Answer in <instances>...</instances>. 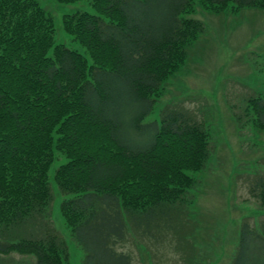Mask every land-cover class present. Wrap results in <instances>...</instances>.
I'll return each mask as SVG.
<instances>
[{"label":"trees","instance_id":"16d2710c","mask_svg":"<svg viewBox=\"0 0 264 264\" xmlns=\"http://www.w3.org/2000/svg\"><path fill=\"white\" fill-rule=\"evenodd\" d=\"M200 2L215 13L264 10V0ZM90 3L97 14L63 19L85 56L56 44L54 19L39 0H0V255L70 264L50 212L56 152L67 159L55 183L74 196L61 213L85 253L82 264H133L122 249L127 235L157 240L177 231L197 184L191 173L209 162L210 132L187 112L170 109L160 122L144 124L205 31L201 20L187 17L194 0ZM248 111L263 132L264 98H251ZM134 133H150L149 140L131 146ZM250 193L264 208V174ZM248 237L264 241V222L259 230L242 224L233 264H259L246 257Z\"/></svg>","mask_w":264,"mask_h":264},{"label":"rangeland","instance_id":"374dc122","mask_svg":"<svg viewBox=\"0 0 264 264\" xmlns=\"http://www.w3.org/2000/svg\"><path fill=\"white\" fill-rule=\"evenodd\" d=\"M39 2L54 19L56 44L87 56L64 30L63 19L82 11L97 14L90 0ZM193 5L195 12L187 17L201 20L205 31L188 49L186 63L163 85L144 124L160 122L170 109L183 110L209 130L211 156L203 171L191 173L197 184L186 195V219L177 231H162L157 240L137 232L127 235L122 249L131 252L133 264H233L242 224L247 221L259 230L264 222V208L250 193L258 174H264V131L255 127L248 111L251 98H264V10L229 8L215 13L200 0ZM149 135L134 133L127 139L131 146H143ZM66 162L56 152L49 172L51 219L68 245L70 264H82L85 253L61 213L62 202L74 196L61 193L55 183L56 170ZM27 232L39 233L33 228ZM246 243L249 262L264 264V241L248 237ZM0 264H35V258L0 255Z\"/></svg>","mask_w":264,"mask_h":264}]
</instances>
